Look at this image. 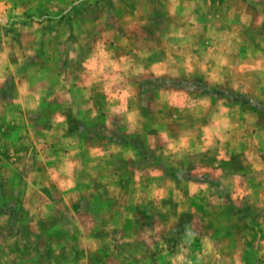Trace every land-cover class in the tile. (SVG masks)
<instances>
[{"label":"rangeland","instance_id":"obj_1","mask_svg":"<svg viewBox=\"0 0 264 264\" xmlns=\"http://www.w3.org/2000/svg\"><path fill=\"white\" fill-rule=\"evenodd\" d=\"M0 264H264V0H0Z\"/></svg>","mask_w":264,"mask_h":264}]
</instances>
